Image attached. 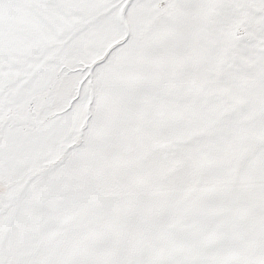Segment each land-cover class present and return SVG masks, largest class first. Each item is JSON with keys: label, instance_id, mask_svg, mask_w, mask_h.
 <instances>
[{"label": "snow or ice", "instance_id": "1", "mask_svg": "<svg viewBox=\"0 0 264 264\" xmlns=\"http://www.w3.org/2000/svg\"><path fill=\"white\" fill-rule=\"evenodd\" d=\"M0 264H264V0H0Z\"/></svg>", "mask_w": 264, "mask_h": 264}]
</instances>
